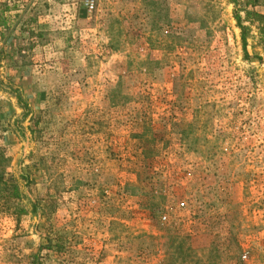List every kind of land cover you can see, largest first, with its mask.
<instances>
[{
	"label": "rangeland",
	"instance_id": "obj_1",
	"mask_svg": "<svg viewBox=\"0 0 264 264\" xmlns=\"http://www.w3.org/2000/svg\"><path fill=\"white\" fill-rule=\"evenodd\" d=\"M234 10L0 0V264H264V54Z\"/></svg>",
	"mask_w": 264,
	"mask_h": 264
},
{
	"label": "trees",
	"instance_id": "obj_2",
	"mask_svg": "<svg viewBox=\"0 0 264 264\" xmlns=\"http://www.w3.org/2000/svg\"><path fill=\"white\" fill-rule=\"evenodd\" d=\"M231 4L234 5V18L237 23V27L240 30L242 48L246 58H249L248 48L250 40H255L258 47L264 54V14L256 11L260 6L264 7V0H231ZM8 26V20L4 15V12L0 14V29H6ZM141 132L135 136V139L142 140L150 148L154 147V140L160 135L153 133V125L147 126L146 123L143 126H138ZM147 135V137H145ZM165 138V137H164ZM160 140L163 138L159 137ZM165 141V140H164ZM158 156L156 150L149 149L142 150L141 153L130 154L128 159L129 174L134 178L135 185H129L132 192L135 189L141 187L144 181H141L140 175H142L144 168L148 166L145 162L148 160H154ZM26 182H30L29 178H24ZM161 178H159L160 180ZM13 196L17 197L19 193V187L16 184H12ZM61 253V251H60Z\"/></svg>",
	"mask_w": 264,
	"mask_h": 264
},
{
	"label": "built area",
	"instance_id": "obj_3",
	"mask_svg": "<svg viewBox=\"0 0 264 264\" xmlns=\"http://www.w3.org/2000/svg\"><path fill=\"white\" fill-rule=\"evenodd\" d=\"M181 206H182V207H184V205H183V204H182ZM162 220H163V221H166V220H167V218H166V217H163V218H162Z\"/></svg>",
	"mask_w": 264,
	"mask_h": 264
}]
</instances>
